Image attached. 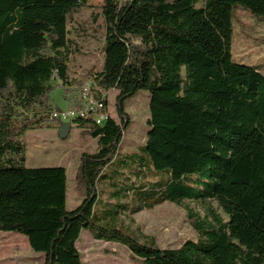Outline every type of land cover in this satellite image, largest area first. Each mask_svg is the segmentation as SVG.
<instances>
[{"label":"trees","instance_id":"1","mask_svg":"<svg viewBox=\"0 0 264 264\" xmlns=\"http://www.w3.org/2000/svg\"><path fill=\"white\" fill-rule=\"evenodd\" d=\"M198 1L104 0L103 63L92 79L116 90L120 120L71 121L97 150L80 154L75 181L83 198L67 209L65 167L23 164L18 137L43 118L18 123L12 115L40 104L52 79L68 82L67 20L87 0H0V230L24 235L44 264H82L83 229L123 244L140 264H264V74L231 54L233 8L264 17V0ZM138 90L149 93L148 131L134 180L120 186L103 172L129 124L125 101ZM151 170L158 178L144 182ZM104 176L114 202L97 213ZM187 199L215 200L228 219L209 207L210 221L189 210L198 239L178 248L140 241L117 225L121 213Z\"/></svg>","mask_w":264,"mask_h":264},{"label":"rangeland","instance_id":"2","mask_svg":"<svg viewBox=\"0 0 264 264\" xmlns=\"http://www.w3.org/2000/svg\"><path fill=\"white\" fill-rule=\"evenodd\" d=\"M104 0H87V5L79 8L67 20L68 38L70 40L68 64V82L63 83L54 78L51 80L53 90L40 104L29 110L15 108L13 118L18 123L24 117H42V121L25 130L18 137L24 147L23 164L26 167L64 166L67 175V209L76 207L83 198V191L76 185L75 176L82 152H95L96 139L82 128L72 123L65 139L59 137L61 123L50 120L49 114L53 109H65L71 97L79 99V87L86 81H91L94 73L99 72L103 62V45L105 26L101 12ZM199 0L197 6L202 5ZM233 33L231 54L240 63L257 67L264 74V17L253 15L250 11L236 6L232 10ZM67 84V85H66ZM65 87H64V86ZM70 86V88H69ZM64 90H68L64 92ZM104 91V90H103ZM66 94V98H65ZM109 100L108 112L119 122L116 113V90H105ZM149 93L138 90L125 101L124 110L129 121L124 129L114 163L105 169L103 175L112 177L124 185V181L138 169L136 153L146 140L149 117ZM67 122V121H63ZM6 158L20 162L15 154L7 153ZM153 171L147 174L144 182H154L158 177ZM106 176L98 181V202L96 212L106 207L110 199L111 187L106 183L111 180ZM134 177L130 176V181ZM113 189V188H112ZM211 208L222 220H227L215 200L198 201L187 199L177 205L163 202L151 209H143L134 214H120L117 225L126 227L140 241L152 238L160 248H178L184 242L196 241L198 234L194 229L188 212L191 210L201 218L211 220ZM77 249L82 264H140L132 256L130 250L123 244L111 241L97 240L88 229H83L77 241ZM0 264H44V257L33 252L24 235L0 230Z\"/></svg>","mask_w":264,"mask_h":264},{"label":"built area","instance_id":"3","mask_svg":"<svg viewBox=\"0 0 264 264\" xmlns=\"http://www.w3.org/2000/svg\"><path fill=\"white\" fill-rule=\"evenodd\" d=\"M70 88V86H69ZM79 99L71 97L65 109H53L50 117L59 124L63 121H72L77 118H89L96 125H102L108 117L109 100L106 97L105 90L98 88L93 79L86 81L79 87Z\"/></svg>","mask_w":264,"mask_h":264},{"label":"water","instance_id":"4","mask_svg":"<svg viewBox=\"0 0 264 264\" xmlns=\"http://www.w3.org/2000/svg\"><path fill=\"white\" fill-rule=\"evenodd\" d=\"M71 125H72V123L70 121L61 123V127H60L59 132H58L59 137L61 139H65L66 138Z\"/></svg>","mask_w":264,"mask_h":264},{"label":"crops","instance_id":"5","mask_svg":"<svg viewBox=\"0 0 264 264\" xmlns=\"http://www.w3.org/2000/svg\"><path fill=\"white\" fill-rule=\"evenodd\" d=\"M103 63V62H102ZM83 231V230H82ZM82 231H81V233H82ZM25 237V236H24ZM26 238V237H25ZM76 247H77V242H76Z\"/></svg>","mask_w":264,"mask_h":264}]
</instances>
